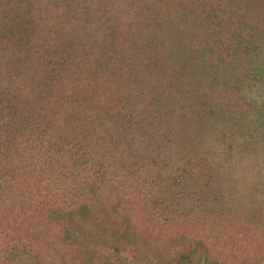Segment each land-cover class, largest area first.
Listing matches in <instances>:
<instances>
[{"label": "trees", "instance_id": "trees-1", "mask_svg": "<svg viewBox=\"0 0 264 264\" xmlns=\"http://www.w3.org/2000/svg\"><path fill=\"white\" fill-rule=\"evenodd\" d=\"M263 82L264 0H0V264H264Z\"/></svg>", "mask_w": 264, "mask_h": 264}, {"label": "rangeland", "instance_id": "rangeland-1", "mask_svg": "<svg viewBox=\"0 0 264 264\" xmlns=\"http://www.w3.org/2000/svg\"><path fill=\"white\" fill-rule=\"evenodd\" d=\"M252 94L255 99V109L250 116L251 121L246 131L242 133L237 131L232 135L228 134L223 144L226 148L225 159L228 158L227 163L231 161L235 163V159L238 158L236 156L237 150L241 149L243 143H257L259 145L257 147L259 161L255 180L253 179L246 186L238 187L233 184L231 198L238 205L257 212L264 223V82L254 85ZM220 146L221 148L224 147L223 145ZM230 173L228 169L223 170V174L226 176ZM260 224L264 227L261 222ZM254 246L256 249L264 247V236Z\"/></svg>", "mask_w": 264, "mask_h": 264}]
</instances>
